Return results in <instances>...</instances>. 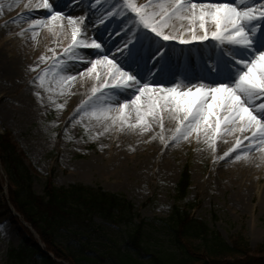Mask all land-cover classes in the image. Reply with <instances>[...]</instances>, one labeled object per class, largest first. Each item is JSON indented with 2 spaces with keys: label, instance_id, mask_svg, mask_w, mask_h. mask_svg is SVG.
I'll return each instance as SVG.
<instances>
[{
  "label": "snow or ice",
  "instance_id": "snow-or-ice-1",
  "mask_svg": "<svg viewBox=\"0 0 264 264\" xmlns=\"http://www.w3.org/2000/svg\"><path fill=\"white\" fill-rule=\"evenodd\" d=\"M104 4L89 39L87 29ZM24 7L45 10L42 19L16 18L31 20L33 39L42 27L57 36L70 31L62 52L49 49L51 64L36 83L47 93L55 83L65 94L78 79L91 78V92L76 109L81 119L111 121L105 131H151L156 122L162 143L195 136L213 152L217 138L237 133L219 160L264 151V0H30ZM112 18L122 26L109 27ZM165 116L176 123L167 138Z\"/></svg>",
  "mask_w": 264,
  "mask_h": 264
},
{
  "label": "rangeland",
  "instance_id": "rangeland-1",
  "mask_svg": "<svg viewBox=\"0 0 264 264\" xmlns=\"http://www.w3.org/2000/svg\"><path fill=\"white\" fill-rule=\"evenodd\" d=\"M3 3L4 1L0 2V7H4ZM136 3L142 4L137 0ZM106 5L108 6L104 4ZM38 11L32 18H44V10ZM8 12H12L10 7L7 11L0 8V22L7 20L10 16ZM100 16L101 14L95 17L94 21L97 22ZM24 22L31 20L26 19ZM120 26L122 25L117 27ZM44 29L45 27L36 30L37 41L38 35ZM34 80L35 89L32 95L35 99L38 98V92L40 97L50 95ZM21 82L25 85L23 80ZM22 83L0 79V133L8 132L23 155L25 165L33 174V191L36 195H42L49 175H52L56 187H100L106 192L123 195L134 205L140 220L148 223V235L168 244L170 236L167 227L155 220H167L174 205V187L182 170L187 166L191 184L186 201L194 206L190 211L191 215L206 223L212 232L226 242L231 237L242 234L251 249L263 243L264 168L258 173L254 172L249 189L242 190L233 183L227 169L213 164V150L203 140H197L193 136L188 140L181 139L174 148L168 150L161 148L158 138L153 147L161 153L151 161L148 173L143 175L136 165L147 156V152L140 147H133L127 150L130 155L129 163H121L124 173L116 172L113 169L114 163L109 162L108 168L104 166L110 158V151L117 147L119 140L114 138L110 129L105 131L101 122L89 117L81 119L83 114L76 112L90 93L78 96L76 100L70 99L66 93L59 94L46 105H42L36 113H28L16 105L25 87ZM53 88L54 83L52 92ZM119 102L122 103L123 100ZM56 105L63 107L57 109ZM87 111L91 112V108ZM131 122L134 123L135 120ZM137 130L138 128L134 131ZM121 131L123 135H129L133 130L125 127ZM137 158L135 162L134 159ZM83 165H90V173L83 170ZM7 190L8 179L0 165V264L8 263V251L17 248L22 237L10 219V215L16 217V212L6 203ZM6 205L9 206L8 209L4 207ZM16 218L22 223L21 217ZM94 222L104 227L109 238L121 239L125 234L124 229L105 225L98 217ZM92 239L96 240L95 237Z\"/></svg>",
  "mask_w": 264,
  "mask_h": 264
},
{
  "label": "trees",
  "instance_id": "trees-1",
  "mask_svg": "<svg viewBox=\"0 0 264 264\" xmlns=\"http://www.w3.org/2000/svg\"><path fill=\"white\" fill-rule=\"evenodd\" d=\"M0 165L8 179L6 203L31 228L10 215L22 237L19 246L8 251L7 264H264V241L255 249L242 234L226 242L191 215L187 166L174 187L167 220H155L167 227L170 238L165 244L148 235V223L123 195L100 187H56L52 175L42 195H36L33 174L8 132L0 133ZM96 217L124 229L123 238L106 236Z\"/></svg>",
  "mask_w": 264,
  "mask_h": 264
},
{
  "label": "bare ground",
  "instance_id": "bare-ground-1",
  "mask_svg": "<svg viewBox=\"0 0 264 264\" xmlns=\"http://www.w3.org/2000/svg\"><path fill=\"white\" fill-rule=\"evenodd\" d=\"M4 1V7L6 11L9 9L12 12H8L10 16L13 15V18L8 16L5 22H0V79L9 80L12 82H20L21 80L25 83L24 90L21 92L20 99H18L16 105L20 106L23 111L28 113H36L39 111L42 105H46L53 98L57 97L56 95L60 94L59 88L55 85L53 92L42 99H35L32 95L35 89V80L45 69H48L51 64V57L53 56V51L49 49H54L56 54L62 52V49L70 43V31L65 35H54L52 32H49L45 27L44 31L38 35L39 41L35 35L33 39V32L29 29L31 22H24L26 19H16L22 13H30L31 16L38 14L39 11L32 9H26L25 4H28L30 0H0ZM36 0H31V3H35ZM137 2L145 4L148 3V0H137ZM108 6H104L96 10V14L92 18V26L87 29V35L91 39L93 32H95L97 22L94 21V18L103 13L104 9ZM29 11V12H28ZM45 11V10H44ZM84 11H79L77 15H84ZM40 19H42L40 17ZM15 22H12V21ZM109 27L113 24L116 26L119 25V21L115 18H112L107 22ZM11 29V30H10ZM99 29L103 31L105 25H99ZM119 39V37H117ZM94 51V50H93ZM44 55L48 59L45 61H40L39 57ZM35 68L36 71H32ZM67 73H71V69H67ZM50 74V73H49ZM55 84V83H54ZM94 84V81L91 78H83V82L78 79L74 82L70 88L65 89V93L69 96L70 99L76 100L78 96L81 97L83 94H89L91 88ZM85 97V96H84ZM79 103V100H77ZM135 120L134 115L131 118V121ZM103 126L107 127L111 124V121L101 122ZM176 128V123L173 119L165 116L163 119V135L165 138L173 135ZM114 138L119 140L117 147L110 151V158L105 163V168L110 167V163H114V171L124 173L123 166L121 163L125 161L129 163L130 155L127 153V150H131L133 147H140L142 150L147 152V156L141 160L136 166L141 169V173L146 174L149 171V166L151 161L155 160L157 155L161 151H155L153 144L157 141L159 133L161 132V127L153 122L151 131L141 132L139 129L137 131H130L129 135H123L121 130H118L115 127H109ZM250 135V133H247ZM238 138L237 133H229L222 135L217 138L215 144V158L213 164L222 169H227L230 172L233 183H235L242 190L249 189L251 179L254 176V172L258 173L259 170L264 168V151L254 149L253 152L249 151L246 157H243L239 161L234 160V156L237 153H233L229 158L225 160H219L218 158L223 155L225 151L233 146L235 140ZM239 138L242 139V136ZM203 140V138H201ZM204 141V140H203ZM247 142H245L246 144ZM161 148L172 149L176 146L177 142L167 141L162 143L160 140ZM160 148V149H161ZM156 152V153H155ZM137 159H134L136 162ZM83 170L86 173H90V165H83Z\"/></svg>",
  "mask_w": 264,
  "mask_h": 264
},
{
  "label": "water",
  "instance_id": "water-1",
  "mask_svg": "<svg viewBox=\"0 0 264 264\" xmlns=\"http://www.w3.org/2000/svg\"><path fill=\"white\" fill-rule=\"evenodd\" d=\"M16 216H18V215H16ZM24 226H25V224H24Z\"/></svg>",
  "mask_w": 264,
  "mask_h": 264
}]
</instances>
